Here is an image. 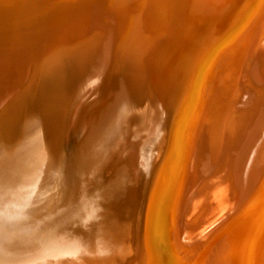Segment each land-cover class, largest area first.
<instances>
[{
  "label": "bare ground",
  "instance_id": "obj_1",
  "mask_svg": "<svg viewBox=\"0 0 264 264\" xmlns=\"http://www.w3.org/2000/svg\"><path fill=\"white\" fill-rule=\"evenodd\" d=\"M120 1L125 3V0L124 1L120 0ZM136 3L138 2L136 1ZM155 3L157 5V2H155L154 0H147L148 6L146 9L147 12L145 19L148 18L147 14L151 16L153 10L157 8V7L155 8L156 6ZM175 3H177V1ZM144 6L146 7V5ZM53 7H55V5L54 6L52 5V8ZM220 7H222V5ZM257 7H258L257 10H255L256 8L254 9L255 14L252 11L253 10L252 7H251L252 10L250 9L254 15L251 21L249 22L248 27L246 26L248 29L245 28L246 32L243 33L244 34L243 37L240 36L241 38L240 40L235 39V41L230 46L229 51L226 52V56L224 55L225 56L224 59H227L229 63V64L227 63L229 65V70H228L229 75L225 73L224 70H220V68L217 69L220 71L216 73L217 70L215 69L216 71L214 70L213 71L214 74L215 73L216 74H215V78H213L212 83L206 85L207 87L202 86L203 89L200 86L201 88L200 90H203L204 94L203 93L202 94L205 97V99L204 98L203 100L200 99L201 103L198 105L200 108L198 109V111L200 110V112H198L197 114L198 116L192 115L194 116L193 124H191L190 130L185 136L186 138H184L185 142L183 140L184 142L182 146L183 160L181 161L178 186L176 187L175 195L173 196L172 203L167 211L168 214L166 215L167 217L166 224L169 229L170 216L171 217L175 216L178 214V211H180V213L177 215V219L175 222L176 229L174 228L175 231L174 232L172 231L173 233L170 234V240H168L167 242L170 241L169 244L172 243L171 237H174L175 245H176V241L180 244L181 242L184 241L190 243L192 238H194L193 240H197L196 244L198 245L194 244L190 246L189 249V246L186 245L187 243H185V245L188 246L187 248L189 249V251L187 249L186 251L190 257L193 256L194 254H197L198 257L205 256L206 258L204 259L203 264H234L235 257H237V253L240 251L238 250V246L241 242L244 245L245 241H247V243L244 247V253H243L244 264H264V0H260V3ZM106 8L108 9V7ZM111 8H109V10H111ZM122 9L120 8V10ZM128 9L130 10V8ZM143 9H141V11H143ZM166 9H168V7H166L165 10ZM86 11H87L86 8H78L74 14H76L77 16L86 17L85 16ZM112 11L114 12L116 10L113 9ZM108 12H106V15ZM120 12L121 11H119V13ZM137 14L138 13H136L135 15ZM183 14L185 17L186 14L185 13ZM101 15H104V13ZM124 15L126 16V14ZM120 16L122 18L123 15ZM105 17H107V20L110 19L113 20V18H110L108 15ZM160 17L158 15V18ZM177 17H180V14L179 16L177 14ZM141 18L142 17H140V19ZM207 18L209 19V16ZM73 19L75 20V18ZM114 20H116V18ZM180 20H182V18ZM118 21L120 22V20ZM176 21L180 22L178 20ZM211 21L214 20L211 19ZM98 23H96V26L94 24L95 27L92 28L90 27L91 29L85 30L82 34L80 33L78 36L73 37L72 39L71 38L62 39L58 41V44L54 43V45L50 46L48 50L50 49L52 50L54 49V47H58L59 45L67 42H71L72 40L74 41V43H76L75 41L78 40L77 38L79 37L82 38V36L86 35L89 31L91 30L95 31L96 29L101 31L102 33L101 36L103 35L102 37L103 40H101L99 44H97L95 47L82 50L81 52L77 53L75 56H68V57L64 56L62 58L60 57L61 59L60 58H59L60 60L58 59V65H51V63H47V61L42 62L43 60L39 61L38 59H35L34 63L31 64L29 68V72L24 73L25 76L26 74L27 76H29V82L28 85L26 86V90L19 93V96H17L18 99L17 98L14 99L17 100V102H14V100L11 99L12 102H14L15 104L13 103L11 105L10 111L6 112L5 113L6 115L4 117H2L4 113L3 112L0 113V240L7 239L6 243L2 245L3 247L1 246L2 248L1 252L4 256H7L6 259H9L10 261H18L19 263V261H27L24 259H29L31 257L30 260L27 261V262H31L40 259V257H42V255L44 254H50V255L56 254L55 256L57 258V254L60 255L65 251H69L70 253L72 251V253H74L77 250L83 251L85 247L87 248L86 244L85 247L83 248L81 246V243L80 246H77L76 244H78L79 241L77 240L78 242L76 241L77 243H75V241H73L74 240L73 238L75 237H73L71 241L69 240L58 241L60 236H58V234H51V233L49 234L48 229H50L52 225L57 223L59 218H63L64 220L66 219L65 216H68L69 214L79 211V208L82 206V201L84 199L83 195L86 194L88 186L90 187V185L93 183V179L97 175L101 176L102 179L101 181H104L105 183L106 182L110 183V185L109 184L108 185L111 187L112 191H110L111 193L109 192L110 194L108 195L106 194V196H109L112 202V203L110 202L111 204L109 203L110 208L115 210L117 213H120L122 210H124L123 208H125L127 211L134 207L133 205L136 199V195H138V188L141 183V177H142V170L140 166L141 153L139 154V145L143 140L146 141V139L152 136L154 132L157 130L162 120V114L165 108L164 101L166 99L165 100L162 99L165 95L162 98H160L161 95L160 97L158 96L159 92H157V86L159 85L156 86L152 85V81L149 79L150 75L147 74L148 71H146L147 68L144 66L145 62L143 61L144 65L139 64L137 67H135L131 76H128L125 80L119 83L117 87L115 86L116 89L115 91H113V94L110 95L111 97H108L106 95L108 99L107 97L104 98L103 103H100L97 107H95L92 110V112H90L89 115L87 114L88 118L87 121H85V127L81 137L79 139H74V140L70 139L71 129L73 127V122L75 120L78 103L86 94L88 88L95 85L99 80L103 78V76H105V74L107 73V68L111 62V52H112L111 27L109 26L106 27L105 24L98 25ZM244 24L247 23H245L244 21ZM120 27L121 26H119V28ZM154 28L152 27L151 29H149V31L147 30L146 31L148 34H150V37L148 36L151 44L150 46L156 49L159 41L157 38H159L160 35H158V33L156 34L157 30H155ZM143 30L144 29H140V31ZM118 32L120 31L118 30ZM120 33L123 37L124 34H122V32ZM161 33L163 34V31ZM177 33L178 31H176V34ZM93 34L94 32L92 33V35ZM127 39H125L124 43L126 42ZM79 42L80 41H77V43ZM74 43H72V45ZM85 43H87V41ZM126 44L128 45L127 42ZM66 46L64 48H67ZM59 47L61 49L62 46ZM126 47L124 49H126ZM64 48L62 49L65 51L66 49ZM13 49L14 51L16 50L15 53L17 54L18 53L17 48L16 49L13 48ZM143 49L144 48H142V50ZM136 50L138 51L137 48ZM123 52L125 53V51ZM15 53L13 54L15 55ZM27 53L28 52H26V54ZM156 53H158V51ZM243 53H245V55H242ZM56 54L53 55L56 56ZM221 54L223 53H220L219 57ZM9 55L12 54L9 53ZM53 55L51 57H55ZM62 55L63 54L61 53V56ZM123 57L125 58V56ZM18 58H20V56ZM45 60H49V59H45ZM11 61H12V57H11ZM114 61L116 63V60ZM222 63L224 64V61H222ZM10 65L11 64L8 63L7 60L6 63L5 62H3L2 64L0 63V79H3L7 76V74L9 73L8 67ZM181 65H183V62ZM228 65H226L227 68ZM211 74H213L212 71ZM243 79H246V81H248L247 92L249 93L247 94L249 95L247 97L245 96L246 94L244 93L246 89L245 88L243 89L241 85V81ZM207 80H206V84H207ZM243 82H245V80H243ZM177 84H180V82ZM202 84L203 82L201 83V85ZM244 85H247L246 82ZM105 86H106V82H105ZM102 87L103 86H101V88ZM15 89L17 90V88ZM105 89H101V90H105ZM12 91H14V89H12ZM240 91H242L241 94L243 95H240ZM181 92L182 91H180V93L177 94H181ZM103 93L105 94V91ZM162 93L164 94V92ZM229 94L231 95V97L232 95H236L238 97L237 99L234 98L230 99ZM171 95H173V93H171ZM184 96L185 93L183 97ZM196 97L198 98L200 96H196ZM228 97L229 100L227 99ZM174 98L176 100L177 97L175 96ZM174 98L171 99L174 101ZM140 102L144 104L145 106L144 108H146V115L143 121H140L139 123L135 124L136 122L135 119L133 117H130L131 114L129 115L128 111L131 109L132 112V109L138 107L137 104L141 105ZM16 106H25L27 109L25 108L24 110L22 107V110L18 111V109L16 110ZM234 107L237 109L236 112L235 110H233ZM184 108L186 109V105L184 106ZM238 108L240 109L243 108V109L241 110V112H239ZM168 114H170V112H168ZM163 120L166 119L163 118ZM190 131H192L193 134L189 136L188 134L190 133ZM230 146H234L233 148L237 146L236 150L238 151L235 154V158L233 156L231 160H226L227 155L225 156V151L227 149H230L229 148ZM232 151L235 152L234 150ZM228 155H229L228 158L232 157V155L230 156L229 153ZM226 161H231V164L230 163H229L230 165L226 164ZM101 181L99 182L101 183ZM105 186H104L105 188H109L107 187V185ZM94 187H96V183ZM231 196L233 198H230ZM222 200L224 201V203L222 202ZM96 207L99 208V206ZM196 207H200V210H198V213L195 212L196 214L193 215V211H195ZM92 210L94 211V208ZM99 222H101L100 219ZM172 222L173 220L171 221L170 224L171 226H172ZM103 223L101 222L100 224ZM93 225L95 226V224ZM83 226L84 225H82V227ZM104 228L105 226L103 225V229ZM79 229H81V227ZM62 230L64 231V229ZM104 231L102 230V232ZM73 233L72 235H74ZM26 236H33L36 238H40V237L44 238L45 236L46 244L48 243V245L50 246L48 248L45 247L40 249L42 246L45 245H42L40 242L39 244H41L42 246L39 247L40 245L38 246V244H36L35 242L34 243L31 242V240L26 238ZM160 236L163 237L161 233L159 234L158 238ZM81 238H83V240L85 239L83 235L82 237H79V240ZM104 240H108V239H104ZM109 240H111V238ZM80 241L82 242V239ZM94 242H96V239ZM97 243L98 241L96 242V244ZM100 244L99 247L101 246ZM125 247H127V245ZM87 249H89V247ZM91 249L93 248L91 247ZM98 249L100 250V248ZM141 249L132 253L131 259L129 258L130 259V262H128L129 264H141L143 262V257H142L143 252ZM173 249H172V245L165 249L164 251L165 257L161 259L160 264H171V262H173L178 257L176 253L172 252ZM91 251L93 250H90V253ZM107 251L109 250L107 249ZM88 252L89 251H87V253ZM0 256H2L1 253ZM62 256L61 258H63ZM69 256L71 255L69 254ZM99 256H101L100 253ZM169 257L171 258L170 260ZM64 258L66 260L69 257H64ZM70 260H74V259H72L71 257ZM6 261L7 260H5V262ZM67 261L68 259L66 260V262ZM89 262L92 261L90 260ZM12 264L14 263L12 262Z\"/></svg>",
  "mask_w": 264,
  "mask_h": 264
},
{
  "label": "rangeland",
  "instance_id": "obj_2",
  "mask_svg": "<svg viewBox=\"0 0 264 264\" xmlns=\"http://www.w3.org/2000/svg\"><path fill=\"white\" fill-rule=\"evenodd\" d=\"M50 1H52V2H50ZM119 1L120 0H108V1L107 0H0V50H1L0 54H1V56H3V57L0 56V59H1L0 63L1 64L3 62L6 63V60H7V62L11 64L8 67L9 73L7 74V76L3 79H0V98L3 100V102H2V100L0 99V102H1L0 107L2 106L0 108V113L1 112L4 113V115L2 117H4L6 115L5 114L6 112L10 111L11 105L14 102H17V100H14V99H16L17 96H19V93L26 90V86L28 85V82H29V76H27V74L25 76L24 73L29 72V68H30L31 64L34 63L35 59H38L39 61L43 60L42 62L47 61V63H51V65H58V59L60 57L62 58L64 56L65 57L75 56L77 53L81 52L82 50H86L88 48L95 47L97 44H99L101 42V40H103V38H102L103 35L101 36V34H102L101 31L97 30V29L95 31L94 30L89 31L86 35L82 36L83 39L80 37H79L80 39L77 38L78 40L75 41L76 43H74V41L72 40L71 42H67V43L59 45V46H62L61 49L64 48L66 45H67L66 46L67 48L69 46L68 49L64 48V49H66L65 50L66 52L63 49L61 50L59 46L54 47V49H52V50L51 49L48 50L50 46H53L54 43L58 44V41H60L62 39H69V38L72 39L73 37L78 36L80 33L82 34L85 30H88V29H91L92 27H95L96 23H98V21H99L98 25L99 24H105L106 27L107 26L111 27V31H112V35H111V43H112L111 62L107 68V73L105 74V76H103V78L101 80H99L95 85L88 88V91L83 96L81 101L78 103L76 115H75V120L73 122V127L71 129V138L70 139L74 140V139H79L81 137V135L84 131V127H85V121H87V118H88V115L90 114V112H92V110L95 107H97L100 103H103L104 98H106L107 96L111 97L110 95L113 94V91H115L117 85H119V83H121L123 80H125L128 76H131L135 67H137L139 64H143L145 62L144 63L145 65L144 64L143 65L147 68L146 71H148L147 74L150 75L149 79L152 81V85L153 86L159 85V86H157V92H159L158 96L160 97V95H161L160 98H162L165 95L164 96L165 98L163 97L162 99L163 100L166 99L164 101L165 102V104H164L165 108L163 110L162 120H161V123L159 124V126L156 130V131H158V132L160 131V132L158 133L155 131L154 134L152 135L153 137L150 136L149 138L146 139V141L140 140V141H142L139 145V154L141 153V155H140V158H141L140 159V166H141V170H142V177H141V183H140L139 188H138V195H136V199H135V202L133 205L134 207L129 209L130 211L129 210L126 211V209L123 208L124 210H122L120 213H117L115 210L110 208V204L112 202H111V199L109 198V196H106V194L108 195L111 193L110 191H112L111 187L109 186L110 183H107V182L105 183L104 181H101L102 180L101 176L97 175L93 179V183L90 185V187L88 186L86 194L83 195L84 199L82 201V206L79 208V211H76L75 213H72V214H69L68 216H65L66 219H64V220H63V218H59L58 222L55 223L54 225H52L50 229H48L49 234L50 233L51 234H58V236H60L58 241H62V240L71 241L72 238L75 237V238H73L74 239L73 241H75V243H77L79 241V243L76 244L77 246H80V243H81V246L83 248V247H85V244H86L87 248L89 247V249H87L85 247L87 250L84 248L83 251L77 250L74 253H72V251H71V253L69 251H65L66 253L63 251L64 253H61L60 255L57 254V258H59V259L56 258V256H55L56 254L55 255L44 254L38 260L27 262L28 260H30V258H31L30 257L29 259H24L27 261H19V263H18V261H10L9 259H6L7 256H4L2 254L1 246L4 245L7 241V239H4V240H0V253L2 256H4V257L0 256V261H1L0 264H2V263L12 264V262L14 264H16V262H17V264H20V263L21 264H23V263L24 264H54V263L55 264H58V263L59 264L60 263L65 264L67 259H68V261L66 262V264H73V263L74 264H78V263L79 264H84V263L85 264H102V263L103 264L104 263L105 264H118V263L119 264H126V263L129 264L128 262H130L132 253L137 251V250H140L141 248H142L141 250L143 252L142 253L143 255L141 254L143 257V262H142L143 264H160L161 259H163L165 257V253H164L165 249L171 245H172V249L173 248L175 249V251L173 249L172 252L176 253V255L178 256V257L176 256L177 258L173 262H171V264H187V263L188 264L189 263L190 264H203V261L206 258L205 256L204 257H202V256L198 257L197 254H194L191 257L188 255L186 249L189 251L190 246L197 243V240H193L194 238H192L193 241L191 240L190 243L184 241V242H181V244H180L176 241V245H175L174 237H171V242H172L171 244H169L170 241L167 242L168 240H170V234L173 233L176 229L175 228V226H176L175 222L177 219V215L180 213V211H178L177 215L172 216V217L170 216L169 229H168L167 224H166V219H167L166 215L168 214L167 213L168 208L170 207V205L172 203L173 196L175 195L176 187L178 186V178L180 175L181 161L183 160V154H182V148L183 147L182 146H183V143L185 142L184 138H186L185 136L189 132L191 124H193L194 116H196L198 114V112H200V110L198 111V109H200L198 106L201 103L200 99H202V100H203V98L205 99V97L203 96V94H204L203 90H200V89L201 88L203 89V87H205L209 83H212L213 78H215V74L217 72H219L220 70H224V72L229 75V71H228L229 70V65H228L229 63H228L227 59H224L226 56V52L229 51L230 46L235 41V39L240 40L241 39L240 36L243 37V35H244L243 33H245L246 29H248L247 28L248 24L251 21L253 15L255 14L254 9L255 8H256L255 10L258 9L257 6L259 5L260 0H236V1H234V0L228 1L227 0V2H226V0H197V1L196 0H185L187 3L184 0H180V1L179 0H165V1L164 0H154L155 2H157V5L155 3V5H156L155 8L156 7L157 8L156 9L154 8L155 10H153V13L151 16L149 14H147V17H148L147 19H145L146 12H147L146 9L148 6L147 0H131L132 2L130 0H125V3H123L122 1H120V2H122V3H120ZM136 1L138 3H136ZM176 1H177V3H175ZM200 1H202V2H200ZM129 2H130V4L132 3L131 7H130ZM172 3L174 4V7H173ZM200 3H201V5H200ZM51 4L53 6L55 5V7H53L54 9L52 8ZM125 5H127V6H125ZM144 5H146V7ZM188 5H189V7H188ZM221 5H222V7H220ZM106 7H108V9ZM111 7H113V8H111ZM166 7H168V9L165 10ZM251 7L253 10L251 9ZM78 8H86L87 9V11L85 13L86 17H81V16H77L76 14H74ZM109 8H111V10H109ZM120 8L121 9L124 8L125 10L124 9L120 10ZM128 8H130V10ZM135 8H136V10H135ZM37 9H40V10H37ZM113 9L116 11L113 12L112 11ZM141 9H143V11H141ZM157 9H158V11H157ZM250 9L253 11L254 14L252 13V11ZM104 10H107V11H104ZM133 10H135V11H133ZM47 11H49V12H47ZM119 11H121V12L119 13ZM106 12L109 13V14L107 13V15L110 18H113V20H111L110 18H109L110 20H107V17H105V16H107ZM129 12H130V14H129ZM182 12L188 16L185 15V17H184V14ZM103 13L105 16L101 15ZM136 13H138V14L135 15ZM176 13L178 14V16L180 14V17H177ZM217 13H218V15H217ZM124 14H126V16ZM120 15H123L122 18ZM127 15H128V17H127ZM158 15H159V17L160 16L161 17L158 18ZM208 16H209V19L207 18ZM50 17H52V18H50ZM114 17L116 18V20H114L115 19ZM140 17H142V18L140 19ZM73 18H75V20ZM119 18H121V19H119ZM138 18L141 21V23H143V24L140 23ZM181 18H182V20H180ZM211 19L214 21H211ZM76 20H77V22H76ZM82 20H84V21H82ZM118 20H120V22ZM127 20H128V22H127ZM176 20H178L180 22H177ZM122 21H123V24H122ZM244 21L247 24H244ZM133 22H135V23H133ZM112 23H114V24L116 23V24L114 25ZM94 24H95V26H94ZM195 24H196V26H195ZM123 25H124V27H123ZM126 25H127V27H126ZM119 26H121V27L119 28ZM140 27H143V28H140ZM152 27L153 28L155 27L154 29L157 30L156 34L158 33V35L161 36V37L159 36V38H157L159 41H158V46L156 49L154 47L152 48V46H150L151 45L150 41H149L150 34L147 33V31H149V29H151ZM172 28H174V29H172ZM175 28H177V29H175ZM140 29H144V30L140 31ZM118 30L120 32H122V34H124L123 37H122L121 33L118 32ZM162 31H163V34L161 33ZM176 31H178L177 34H176ZM93 32H94V34L92 35ZM128 32H129V34H128ZM132 33H134V34H132ZM136 34H137V36H136ZM164 34L166 37L164 36ZM175 35H177V36H175ZM112 36H115V37H112ZM94 37H96V38H94ZM163 37H165V38H163ZM184 37H186V38H184ZM191 37H193V38H191ZM91 38H94V39H91ZM98 38H100V39H98ZM125 39H127L129 41L128 42L126 40L128 45L126 44V42L124 43ZM77 41H80V42L77 43ZM86 41H87V43H85ZM148 41H149V43H148ZM11 42H13V43H11ZM136 42H138V43H136ZM72 43H74V44L72 45ZM1 44H2V46H1ZM11 44H13V45H11ZM21 44L22 45L24 44V45L22 46ZM75 44H77V45H75ZM167 44L170 46H168ZM25 45H27L28 47ZM86 45H87V47H86ZM126 45H127V47H126ZM132 46L134 47V49ZM125 47H126V49H124ZM169 47H171V48H169ZM227 47H229V48H227ZM13 48H15V49L17 48V52L19 53V55H18V53L17 54L15 53L16 50L14 51ZM136 48L138 49V51L136 50ZM142 48H144V49L142 50ZM21 50H23V51H21ZM43 50L46 52H44ZM123 51H125V53ZM157 51H158V53H156ZM2 52L3 53L5 52V53L3 54ZM12 52L15 53L16 56ZM26 52H28L29 55H28V53L26 54ZM160 52H161V54H160ZM9 53H11L13 56L9 55ZM21 53L22 54L25 53L26 55L25 54L22 55ZM61 53L63 54L62 56H61ZM220 53H223V54H221L219 57ZM6 54H8L10 57ZM53 54H56V56ZM27 55H28V58H27ZM52 55L55 56L56 58L51 57ZM242 55H245V53H243ZM14 56L17 59H15ZM19 56H20V58H18ZM123 56H125V58ZM138 56H140V57H138ZM11 57H12V61H11ZM45 59H49V60H45ZM16 60H17V62H16ZM114 60H116L117 64L115 63ZM220 60L224 61V64ZM181 61L183 62L184 66L181 65L182 64ZM245 63H244V65H245ZM226 65H228V68ZM153 66H154V68H153ZM151 67H152V69H151ZM219 68H220V70H217ZM127 70H129V71H127ZM213 70L216 71L215 74H214ZM211 71L214 75L211 74ZM163 72H165V73H163ZM160 75H163L164 77L160 76ZM209 75H211V76H209ZM22 78H24V79H22ZM202 78H203V81H202ZM207 78H208V80H207ZM105 79H106V81H105ZM230 79H231V76H230ZM165 80H166V82H165ZM206 80H207V84H206ZM243 80H245L247 85H244L245 82H243ZM243 80L241 81V85H242L243 89L244 88L246 89L244 93L246 94L245 96L247 97L249 95V94H247V93H249V92H247L248 91V88H247L248 81H246V79H243ZM105 82H106L107 87L105 86ZM179 82H180L181 86H180V84H177ZM187 82H189V83H187ZM195 82H197V83H195ZM202 82H203V84L201 85ZM98 85H99V87H98ZM178 85H179V87H178ZM13 86H15V87H13ZM101 86H103L104 88L103 87L101 88ZM109 86H110V88H109ZM190 86H191V88H190ZM200 86H201V88H200ZM96 87H98L99 89ZM105 87L107 90L105 89ZM160 87H162V88H160ZM182 87H184V88H182ZM15 88H17V90ZM95 88H96V90H95ZM186 88H187V90H186ZM12 89H14V91H12ZM101 89H105V90H101ZM104 91H105V94L103 93ZM180 91L185 93V96H184L185 99L183 97L184 93L181 92V94H177V93H180ZM199 91H201V92H199ZM7 92H9V93L11 92L12 94L11 93L9 94ZM162 92H164V94ZM166 92L170 95H168ZM171 93H173V95H171ZM241 93H242V91H240V95H243ZM102 95H103V98H102ZM169 96H171V97H169ZM175 96L177 97L176 100L174 98ZM196 96H200V97L197 98ZM201 96H203V97H201ZM108 97H107V99H108ZM237 97L238 96H236V95H232V97L230 95V99L231 98L237 99ZM171 98L172 99L174 98V101ZM11 99L14 100V102H12ZM107 99H105V100H107ZM227 99L229 100V97ZM6 100H8V101H6ZM8 102H10V103H8ZM171 102L174 104H172ZM185 105H186V109L184 108ZM137 106L138 107H135L134 109H132V112H131V109L128 111L129 112L128 114L129 115L131 114L130 117H133L135 119V121H136L135 124L139 123L140 121H143V119L145 118V115H146V108H144L145 107L144 104H142V103H141V105L137 104ZM22 107L25 110V108H26L25 106H16V110L18 109V111H21ZM168 108L169 109L171 108V109L169 110ZM183 109H184V111H183ZM242 109L238 108V111L241 112ZM233 110H235V112L237 111V109L235 107ZM86 112H88V113H86ZM168 112H170V114H168ZM14 113H15V111H14ZM238 113H236V114H238ZM136 114H138V115H136ZM192 115H194V116H192ZM76 118H77V120H76ZM163 118L166 120H163ZM191 134H193L192 131H190V133L188 135L190 136ZM189 136H188V138H189ZM183 140H184V142H183ZM233 147L234 146H230L229 148L231 150L227 149L226 150L227 152L225 151V156L227 155L226 160H231L233 158V156L235 158V154L237 153L238 150H236L237 146L235 148H233ZM140 148H142V149H140ZM232 150H234V151L236 150V151L233 152ZM228 153L230 154V156L232 155V157L228 158L229 157ZM229 163L231 164V161H226V164L230 165ZM99 181H101V183ZM95 183H96V187H94ZM102 183L103 184L105 183V184L103 185ZM100 184H101V186H100ZM105 185H107V187H109V188H105L106 187ZM103 188H105V189H103ZM98 190L99 191L101 190V191L99 192ZM102 192L103 193L105 192V193L103 194ZM90 196H91V198H90ZM95 196H96V198H95ZM230 198H233V197L231 196ZM95 200L96 201L98 200V201L96 202ZM104 200L106 203L104 202ZM223 200H222V202L224 203ZM223 203H222V205H223ZM88 205H90V206H88ZM96 206H99V208ZM93 208H94V211L92 210ZM137 208H138V210H137ZM103 210H104V212H103ZM105 210H107V211H105ZM198 210H200V207L195 208V211H193V215L198 213ZM129 215H130V217H129ZM113 216H115V217H113ZM77 217L79 218V220ZM84 217L86 220L84 219ZM99 219L102 223L103 222L104 223L100 224L101 222H99ZM172 220H173V222H172V226H171L170 224H171ZM89 221H90V223H89ZM114 223H115V225H114ZM126 223H128V224H126ZM93 224H95V226ZM106 224H107V226H106ZM82 225H84L83 226L84 229H83ZM96 225H97V227H96ZM103 225L105 226V228H104L105 231L103 229ZM80 227H81V229H79ZM93 228L94 229L98 228V229L94 230ZM62 229H64V231ZM89 229H90V232H89ZM102 230L104 232H102ZM65 231H67V232H65ZM73 232H75V233H73ZM72 233L75 236L72 235ZM160 233L163 235V237L160 236L158 238ZM76 235H77V237H76ZM82 235L86 239V241H85V239L83 240V238H81L82 242L84 241L83 242L84 244L80 241L81 239L79 240V237H82ZM188 236H187V238H188ZM180 237H181V235H180ZM26 238L31 240V242H33V243L35 242L36 244H38V246L40 245L39 247H41L42 245H45V246H42L40 249L45 248V247L48 248L50 246V245H48V243L46 244V237L45 236H44V238L43 237L36 238L33 236H26ZM110 238H111V240H109ZM95 239H96V242L98 241L97 244H96V242H94ZM98 239H100V240H98ZM104 239H108V240H104ZM40 242L42 245L39 244ZM101 242H103V243H101ZM110 242H112V243H110ZM125 242H126V244H125ZM185 243H187L186 245L189 246V249L187 248L188 246H186ZM246 243H247V241H245L244 245L242 244V242L239 244L238 250H240V251L237 253V257H235L234 264H244L243 253H244V247H245ZM99 244L101 245L100 247H99ZM126 245H127V247H125ZM196 245H198V244H196ZM182 246H183V248H185V247L186 248L183 249ZM91 247L93 249H91ZM119 247H120V249H119ZM133 247H136V248H133ZM98 248H100V250ZM106 248L109 251H107ZM129 249H130V251H129ZM90 250H93V251H91V253H90ZM182 250H184L186 253ZM191 250H193V249H191ZM79 251H81V252H79ZM87 251H89L88 253H90V254H88ZM121 251H123V252H121ZM77 252H78V254H77ZM99 253L101 256H99ZM189 253H191V252H189ZM69 254L71 256H69ZM111 254H113V255H111ZM88 255H91V256H88ZM54 256H55V259H54ZM61 256L63 258H61ZM118 256H120V257H118ZM155 256H157V257H155ZM45 257H46V259H45ZM64 257H69V258H67L65 260ZM71 257L74 260H70ZM104 258H106V259H104ZM110 258L111 259L113 258L112 259L113 261ZM191 258L193 261L191 260ZM96 259H97V261H96ZM170 259L171 258L169 257V260ZM5 260H7V261L5 262ZM90 260L92 262H89ZM43 261H45V262H43ZM186 261H188V262H186ZM48 262H50V263H48ZM87 262H89V263H87Z\"/></svg>",
  "mask_w": 264,
  "mask_h": 264
}]
</instances>
